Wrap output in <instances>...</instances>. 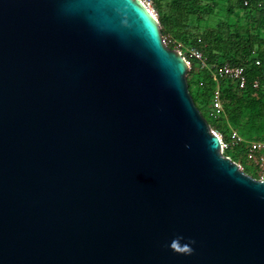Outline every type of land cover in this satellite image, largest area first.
I'll return each instance as SVG.
<instances>
[{
  "label": "water",
  "instance_id": "obj_1",
  "mask_svg": "<svg viewBox=\"0 0 264 264\" xmlns=\"http://www.w3.org/2000/svg\"><path fill=\"white\" fill-rule=\"evenodd\" d=\"M189 70L142 0H0V264H264Z\"/></svg>",
  "mask_w": 264,
  "mask_h": 264
},
{
  "label": "trees",
  "instance_id": "obj_2",
  "mask_svg": "<svg viewBox=\"0 0 264 264\" xmlns=\"http://www.w3.org/2000/svg\"><path fill=\"white\" fill-rule=\"evenodd\" d=\"M201 1L171 0L165 10V15L159 21L160 27L167 34H174V37L178 40L185 39L187 30L185 21L190 15L196 12L199 13ZM245 1L250 3L248 7L244 6ZM238 3L243 10L248 11L251 15L254 28L258 31L264 30V0H239ZM155 9L158 12L161 11L160 6H156ZM244 32V38L235 33L224 39L220 32L217 33L214 30H210L196 37L193 44L207 57L210 63L217 62L224 64L226 62L231 65H243L246 68L245 77L247 85L242 90L230 80L219 81L223 115L231 125L241 130L255 128L256 130L260 129V132H264V87L258 90L252 88V81L254 79L264 77V36L253 34L248 29ZM186 60L190 64L196 65V61L192 56L190 58L186 57ZM255 60L260 62L259 66H255ZM197 74L200 76V88L198 87V82L196 84L199 88L198 93H192L193 82L188 80L191 96L195 105L199 99L204 105L209 103L210 106L215 83L211 81L205 71H199ZM198 110L204 118L208 119L205 114L207 109L203 111L201 108H198ZM206 121L209 122L210 120ZM209 126L211 130H223V127L215 121L212 124L209 123ZM224 155L235 162L229 155ZM245 173L254 179H259V176L253 172L246 171Z\"/></svg>",
  "mask_w": 264,
  "mask_h": 264
},
{
  "label": "rangeland",
  "instance_id": "obj_3",
  "mask_svg": "<svg viewBox=\"0 0 264 264\" xmlns=\"http://www.w3.org/2000/svg\"><path fill=\"white\" fill-rule=\"evenodd\" d=\"M142 1L148 5V8L155 15L158 21H161L165 15L167 5L171 0ZM238 1L239 0H202L200 2V9L198 11L199 13L196 12L195 14L190 15L185 21V27L187 28L185 39L178 40L174 37V34H167L165 30L160 27L163 33V42L170 49L179 51L185 58H190V50L193 48L197 49L193 44L194 39L210 30H214L217 33L220 32L224 39L230 35L232 36L235 33H238L240 36H242V38H244V31L246 29H248L253 34H260L264 36V30L258 31L254 28L251 15L248 13V11L243 10L242 7H240ZM156 6H160V12L155 9ZM197 69V65L191 63L190 70L186 75L187 81L190 80L193 82V94L198 93L200 88V76L197 74ZM197 82L199 88L196 85ZM196 105L203 111L209 108V103L204 105V103L199 99L197 100ZM218 116L219 117L216 120L209 119L210 121H207V123L212 124L213 121H215L223 127L222 131L215 129L213 131L216 132L224 142H227L230 139L231 131H235L242 139L241 145L231 147V149L225 151V154L233 158L236 164L242 168L243 172H253L259 176V178L263 176L264 164L260 165L259 167L254 161L250 162L249 160H246L245 146L251 141L264 139V132H260V129L256 130L255 128L241 130L231 125L223 114Z\"/></svg>",
  "mask_w": 264,
  "mask_h": 264
},
{
  "label": "built area",
  "instance_id": "obj_4",
  "mask_svg": "<svg viewBox=\"0 0 264 264\" xmlns=\"http://www.w3.org/2000/svg\"><path fill=\"white\" fill-rule=\"evenodd\" d=\"M250 3L248 1L244 2V6L248 7ZM148 7V5L146 4ZM259 6V5H258ZM190 56L196 61L198 67L197 72L205 71L212 82L215 83L214 93L212 97L211 104L209 108L205 111L206 117L211 120H216L220 115L223 114L222 104L220 101V80H230L233 82L240 90L244 89L247 85V79L245 77L246 68L243 65H231L229 63L219 64L217 62H208L207 57L198 49H191ZM255 66H259L260 62L258 60L254 61ZM190 66V64H189ZM202 85V84H201ZM264 87V77L260 79H254L252 81V88L258 90ZM213 134L217 135L216 132L212 130ZM219 137V136H218ZM220 151L224 155L225 151L231 149L233 146H239L242 144V139L235 132L231 131L230 139L224 142L220 137ZM225 156V155H224ZM245 158L250 162H255L257 166L264 164V140H254L249 142L245 146ZM238 165V164H237ZM242 170V168L238 165ZM264 177L261 176L260 179Z\"/></svg>",
  "mask_w": 264,
  "mask_h": 264
}]
</instances>
